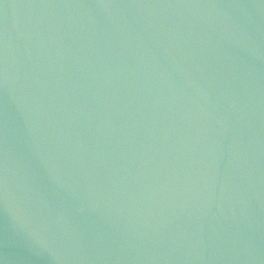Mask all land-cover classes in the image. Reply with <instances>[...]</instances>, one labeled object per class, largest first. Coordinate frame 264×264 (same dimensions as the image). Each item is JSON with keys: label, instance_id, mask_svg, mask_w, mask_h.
<instances>
[{"label": "water", "instance_id": "obj_1", "mask_svg": "<svg viewBox=\"0 0 264 264\" xmlns=\"http://www.w3.org/2000/svg\"><path fill=\"white\" fill-rule=\"evenodd\" d=\"M0 264H264V0H0Z\"/></svg>", "mask_w": 264, "mask_h": 264}]
</instances>
